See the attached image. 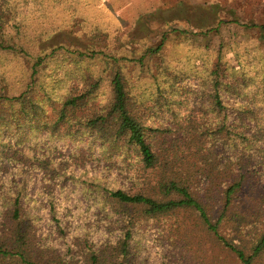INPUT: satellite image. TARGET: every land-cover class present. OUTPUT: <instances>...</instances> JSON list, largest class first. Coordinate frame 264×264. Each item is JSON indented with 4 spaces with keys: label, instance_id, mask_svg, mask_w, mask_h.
I'll list each match as a JSON object with an SVG mask.
<instances>
[{
    "label": "trees",
    "instance_id": "obj_1",
    "mask_svg": "<svg viewBox=\"0 0 264 264\" xmlns=\"http://www.w3.org/2000/svg\"><path fill=\"white\" fill-rule=\"evenodd\" d=\"M49 1L0 0V264H144L139 236L148 223L159 224L166 264H213L209 255L260 264L264 24L220 19L199 32L229 25L227 41L218 36L215 47L193 44L164 59L169 34L187 29L165 27L149 43L109 32L95 0H64L61 22L47 13ZM33 12L36 29L27 32ZM55 25L69 42L49 43ZM241 32L249 37L237 40ZM9 69L23 74L12 94ZM165 118L166 129L153 123ZM162 131L177 143L174 157L162 150L163 163L155 150ZM86 135L99 142L90 148L122 157L150 184L126 191L103 177L83 179V199L71 202L66 187L78 164L59 143ZM33 172L44 186L30 193ZM80 204L92 210L90 222L76 220ZM188 219L198 237L190 250L180 235Z\"/></svg>",
    "mask_w": 264,
    "mask_h": 264
},
{
    "label": "rangeland",
    "instance_id": "obj_2",
    "mask_svg": "<svg viewBox=\"0 0 264 264\" xmlns=\"http://www.w3.org/2000/svg\"><path fill=\"white\" fill-rule=\"evenodd\" d=\"M87 1V0H85ZM100 9L104 11L107 16L106 26H108L109 32H116L120 36L128 38H135L136 40L142 39L149 43L157 42L159 32L165 29V27H173L178 29H187V33L179 34L177 32H171L169 39L166 41L164 50H162V56L167 59L168 54L173 52L191 49L193 44L210 43L213 47L217 45V38L227 41L230 38L231 26H222L218 33H213L212 36H203L200 34V28H206L214 26L220 19H233L237 18L243 22H254L258 24H264V0H95ZM38 8H43L42 2H37ZM66 4L64 0H50L47 5V13H51L55 22H61L60 17L62 15L61 8ZM83 7L84 3L82 4ZM83 8L82 10H84ZM36 12L31 13L25 18L26 31L31 32L36 29L35 18ZM50 16V15H49ZM45 19V18H44ZM66 20V12H64L63 22ZM50 28V32L46 37H49V43L62 44L69 42L71 37L67 33L66 28ZM24 31L23 33H25ZM240 33L242 38L237 40H243L249 37V34ZM218 34V35H217ZM44 37V38H46ZM244 37V38H243ZM138 38V39H137ZM251 42L249 41L248 45ZM261 48L264 50V39L258 40ZM232 41H229L228 45L232 46ZM23 45L36 50L35 47L28 46L25 42ZM57 74H61V70L57 71ZM21 73L16 69H9L7 73V86L10 88V94L15 93L16 90H20L23 83ZM55 77V76H53ZM48 83V82H47ZM1 87V83H0ZM154 124L166 129L169 123V118L159 119ZM157 145L155 150L159 152L162 163L166 160L162 155V150L167 149V152L177 151V143L174 135L165 133L157 134ZM166 140L167 142H164ZM81 142L73 140L71 138H64L59 143V146L63 153L70 154L76 159L78 167H76V182L72 184V189L66 187V193H70V200L74 202V199L82 198L81 189L84 185L81 183L83 179H93L97 176L106 179V184L122 188L126 191H135L143 188L150 183L147 177L138 175L135 173L133 166H127V162L122 157H115V161H110L99 152L97 147L90 148L88 143L99 145V142L90 139L89 136L80 138ZM79 143V144H78ZM94 148V149H93ZM159 148V149H158ZM101 151V150H100ZM134 162V160L131 159ZM133 164V163H132ZM43 178L41 174L33 172V177L30 181V193H35L42 184ZM144 181L146 184H144ZM68 186V183H65ZM72 192V193H71ZM83 199V198H82ZM83 203L85 201L83 200ZM73 213L75 212L76 220L82 222H90L92 210H86L85 205L80 204V207H72ZM72 213V212H71ZM70 213V214H71ZM81 215V216H80ZM189 221V219H188ZM184 228L180 229L181 241L185 247H196V241L198 237L194 232V228L191 226V221L187 222ZM159 224L148 223L144 224L141 228L146 232L139 236L142 244H144V252L140 256V259L144 264H166L167 260L163 261L160 257V251L166 250V244H160L158 241V228ZM204 247H210L205 244ZM188 249V248H187ZM190 250V249H188ZM190 252V251H189ZM188 252L192 262H197L198 259L192 256ZM208 260L213 264H236L232 260H225L224 263L222 257L216 255L212 257L208 256ZM200 264V263H196ZM211 264V263H207ZM264 264V258L261 259V263Z\"/></svg>",
    "mask_w": 264,
    "mask_h": 264
}]
</instances>
